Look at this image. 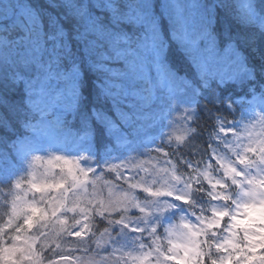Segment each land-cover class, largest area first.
Instances as JSON below:
<instances>
[{
  "label": "snow or ice",
  "instance_id": "snow-or-ice-1",
  "mask_svg": "<svg viewBox=\"0 0 264 264\" xmlns=\"http://www.w3.org/2000/svg\"><path fill=\"white\" fill-rule=\"evenodd\" d=\"M46 3L0 0V142H20L0 159L26 161L40 134L88 147L13 196L0 264H264V7L169 0L162 20L148 0ZM74 43L107 107L82 104ZM177 92L184 135L151 140ZM141 135L151 146L124 156Z\"/></svg>",
  "mask_w": 264,
  "mask_h": 264
},
{
  "label": "rangeland",
  "instance_id": "rangeland-1",
  "mask_svg": "<svg viewBox=\"0 0 264 264\" xmlns=\"http://www.w3.org/2000/svg\"><path fill=\"white\" fill-rule=\"evenodd\" d=\"M171 107L173 110L167 115V119L162 122V125L157 123L155 127H149L146 129V135L151 140L158 141L162 135H165L166 137L170 135L173 138V142H175V138L177 136L184 135L185 125L183 116L185 105L182 103V96L179 92L176 93V99L172 101ZM256 111L259 112L258 107L256 108ZM158 114L159 110H157V113L152 114L153 119ZM152 123V119L147 122L148 125H151ZM41 135L43 136L39 141L31 144V151L37 154L32 157L33 180L36 183H41L46 180L50 181L54 178V174L59 172V167H53L47 163L49 159L58 155L67 156L69 153H74L82 148L88 147L87 143L80 142L68 135H64V137H62L60 133H48ZM145 146H151V144L148 140H146L145 135H141L136 143L128 146V148L124 150L123 155L126 156L128 154H133L134 151L143 150ZM37 156L40 157L39 160L34 159V157ZM56 163L60 164L62 162ZM50 168L51 172H49ZM25 190L20 195H24ZM103 194L107 195L106 189ZM26 198L32 199L33 194L28 192ZM36 198H39L38 193L36 194ZM256 222L259 224L262 221L257 219Z\"/></svg>",
  "mask_w": 264,
  "mask_h": 264
},
{
  "label": "trees",
  "instance_id": "trees-1",
  "mask_svg": "<svg viewBox=\"0 0 264 264\" xmlns=\"http://www.w3.org/2000/svg\"><path fill=\"white\" fill-rule=\"evenodd\" d=\"M36 2L44 7H48L46 0H36ZM49 11L56 12L58 10L49 8ZM73 53V62L79 64V69L81 72L80 82L82 91V104L89 107H107V102L101 98V91L104 87L103 76L101 73L95 71L92 67L90 54L78 43H74ZM68 66L69 65L66 62L65 67L67 68ZM157 94L159 95V92ZM167 107L168 104L167 100L165 99L163 102V108ZM157 110H159V108H156L155 112H152V114L157 113ZM60 134L62 137L65 135L63 133ZM41 137L42 135H38L32 140V143L39 141ZM13 141L16 142L14 147H20V142L16 141V137L10 136L7 142H0V154L12 153L13 147H10V145L13 144ZM36 155V153H33L30 150L27 155V160L25 161L23 152H20L16 156H13L12 164L0 159V179L3 178L5 170L7 169L10 170L14 176L21 178L23 181L22 187L20 189H9L8 186L0 184V216H3L4 210L10 207L13 196L16 194H22V192L27 189L28 181L33 180L32 157ZM4 218L6 219V216Z\"/></svg>",
  "mask_w": 264,
  "mask_h": 264
},
{
  "label": "clouds",
  "instance_id": "clouds-1",
  "mask_svg": "<svg viewBox=\"0 0 264 264\" xmlns=\"http://www.w3.org/2000/svg\"><path fill=\"white\" fill-rule=\"evenodd\" d=\"M85 3L93 4L96 0H84ZM150 4L155 5V12L157 15L161 17V19H165L166 14L168 12L167 5L169 0H148ZM208 4H216V5H226V8H220L219 11L221 13L230 14L234 13L236 10V2L237 0H206ZM257 4L261 7H264V0H256ZM223 20V16L221 17ZM195 39V36L193 37Z\"/></svg>",
  "mask_w": 264,
  "mask_h": 264
}]
</instances>
